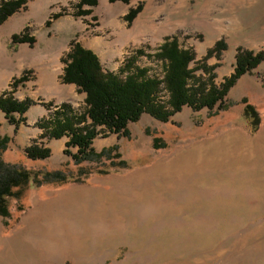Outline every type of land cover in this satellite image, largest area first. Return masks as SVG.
Instances as JSON below:
<instances>
[{"label":"rangeland","instance_id":"1","mask_svg":"<svg viewBox=\"0 0 264 264\" xmlns=\"http://www.w3.org/2000/svg\"><path fill=\"white\" fill-rule=\"evenodd\" d=\"M79 1L25 0L0 24V94L35 105L17 127L0 111V137L10 138L0 156L68 178L40 186L30 180L18 199H8L0 264H264V60L220 106H185L166 122L144 113L125 137L100 130L92 147L109 151L100 158L76 164L64 153L76 151L65 146L67 137H42L37 127L61 104L85 108V93L61 81L72 43L91 48L121 78L132 58L161 77V62L145 54L173 38L195 53V79L218 85L233 72L238 48L264 51V0ZM34 141L50 155L26 157Z\"/></svg>","mask_w":264,"mask_h":264},{"label":"trees","instance_id":"2","mask_svg":"<svg viewBox=\"0 0 264 264\" xmlns=\"http://www.w3.org/2000/svg\"><path fill=\"white\" fill-rule=\"evenodd\" d=\"M24 1L8 0L1 3L0 24L17 11ZM114 1L116 0H109ZM119 1L127 3L130 0ZM96 3V0H80L79 7ZM134 15L133 12L130 18ZM59 16L56 14L53 18ZM14 39H17L16 35ZM33 41V38L20 36L18 42ZM216 48L217 45L208 54ZM137 53L143 54L142 50H137ZM145 55L161 62V77L148 75V68L135 66L132 58L124 65L125 76L121 78L118 74L105 70L91 49L83 47L79 42L72 43L70 51L63 59L61 81L74 84L80 92L85 93V108L77 111L69 105H59L37 122V127L43 131L41 136L53 139L67 137L65 146L76 147V151L70 153L64 150V153H69L76 164L92 157L100 158L109 153L107 149L97 152L92 147V142L100 130L125 137L129 134L128 123L137 121L144 113L166 122L185 106L193 110L220 106L236 81L264 60V51L253 53L238 48L233 72L217 85L212 78L208 82H198L195 79L194 70L190 67L195 61V53L191 49L180 47L173 38L165 39L153 54ZM214 68L207 67L210 70ZM161 91L166 95L163 99ZM32 104L34 101L28 97L22 100L14 98L11 91L0 94V111L8 123L15 127L25 119L23 115ZM244 111L255 119L256 125L258 116L253 107L247 104ZM9 141L10 138L6 135L0 137V152L7 148ZM24 152L30 159H44L50 155V149L36 141L26 146ZM120 163L125 166L124 161ZM40 175L41 178H38ZM67 179L61 171H33L18 164L7 163L0 156V216L9 217L8 199H18L30 180L34 185L40 186L43 182H65ZM3 224L7 225V222L4 221Z\"/></svg>","mask_w":264,"mask_h":264},{"label":"crops","instance_id":"3","mask_svg":"<svg viewBox=\"0 0 264 264\" xmlns=\"http://www.w3.org/2000/svg\"><path fill=\"white\" fill-rule=\"evenodd\" d=\"M261 42L260 43H264V34H262L261 36H259V38H258ZM242 45H244V46H248L249 48H252V47H250L249 45H247V44H245V42H242L241 43ZM91 49V48H90ZM262 68L264 67V61L262 62ZM69 85H71V87H73L74 85L73 84H69ZM20 100V99H19ZM35 107V105H31L29 108H28V110L26 111V113L25 114H27L28 112H29V110L30 109H33ZM44 108V107H43ZM45 110H42V111H38V112H36V113H38V115H40V117L41 116H43V115H46V112H44ZM44 113V114H43Z\"/></svg>","mask_w":264,"mask_h":264}]
</instances>
